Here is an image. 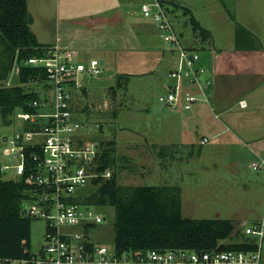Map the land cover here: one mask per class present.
Here are the masks:
<instances>
[{"label":"rangeland","instance_id":"374dc122","mask_svg":"<svg viewBox=\"0 0 264 264\" xmlns=\"http://www.w3.org/2000/svg\"><path fill=\"white\" fill-rule=\"evenodd\" d=\"M143 1L30 0L34 19L32 31H36L43 45L48 46L47 43H56L58 38L63 40L67 37L65 30L69 27L65 25L69 24L85 28L93 22L97 30L104 32L107 26L111 27L110 25L126 16L124 18L128 19L137 34L145 28L149 33L147 35L150 44L142 43L144 47L141 40L132 39L129 48L110 52L84 51L88 60L78 61L88 64L91 59L96 58L106 63L101 75H82L83 87L86 89L76 94L75 117L87 125L88 140L98 143L117 142L116 171L120 184L129 187L180 186L185 217L229 219L234 221L236 230H240L244 222L251 225L264 214V171L257 172L252 169L256 156H252L249 151L247 144L250 141L233 127L218 139H210L204 127H195L194 140L182 141L184 131L193 126L192 122L182 125L183 114L191 111L172 110L159 101V97L167 92L165 86L170 82L169 73L178 62V54L167 52L168 47L161 34L140 16ZM226 1L229 8L225 6L242 25L245 17H251L252 21L249 22H254L256 8L264 9V0ZM177 3L179 7H175L172 16L186 46L200 53L207 44L194 31L191 16L185 14L182 7L191 9L197 20L211 30L218 47L228 50L233 46L235 22L230 18L222 0H177ZM155 55L159 60L150 61L149 59H155ZM203 66L208 73L207 66ZM119 75H130L129 82L126 87L114 90ZM206 75L203 79L207 78ZM1 77L4 79L0 81V86H20L17 62L11 68L6 67ZM26 89L39 92L43 98L47 93L46 84L43 82L30 83ZM212 101L211 96V104ZM199 103L192 111L200 105L207 106ZM197 112L198 109L187 116H194ZM207 117H213L211 110ZM205 119L206 116L202 121L220 125L219 121ZM174 122L179 123V132L172 131ZM23 127L22 120L15 117L12 124L7 125L0 115L2 166L16 164V160L4 154V137H12L23 130ZM83 132L86 134V131ZM204 137L210 140L202 144ZM172 139L174 141L171 143L178 145L176 151L172 146H163ZM153 144H158L160 151L152 148ZM10 175L14 177L13 170H10ZM93 192V186L87 185L79 188L77 194L85 198ZM93 210L105 218L100 223V231L94 235L96 243L113 246L115 209L105 206ZM44 235L45 222L33 219V252H37L44 245ZM231 241L232 239H228L225 243ZM261 264H264V247Z\"/></svg>","mask_w":264,"mask_h":264},{"label":"built area","instance_id":"2783aa9c","mask_svg":"<svg viewBox=\"0 0 264 264\" xmlns=\"http://www.w3.org/2000/svg\"><path fill=\"white\" fill-rule=\"evenodd\" d=\"M173 2L144 0L140 14L156 25L168 50L178 54V62L169 73L167 92L159 101L172 110L192 111L199 102L211 105L214 80L203 79L207 69L201 64L200 53L186 46L178 33ZM78 60L75 52L56 46L25 62L45 70L47 93L33 103L39 107L37 113H15L14 118L24 124L23 130L4 137L3 145L4 154L16 164L3 165L2 171L10 174L13 170L14 178L24 184L22 214L45 222V243L24 258H0V264H261L264 214L251 225L242 224L240 239L229 238V243H241L245 250L148 249L120 254L115 245L96 243L94 235L105 218L77 192L97 177L110 178L112 171H97L102 147L88 140L87 125L75 117L74 100L84 89L82 75L99 76L104 64L96 58L88 64ZM19 69L18 65V73ZM240 105L246 107L247 103L241 101ZM207 142V138L202 140V144ZM251 167L264 171V155Z\"/></svg>","mask_w":264,"mask_h":264},{"label":"trees","instance_id":"16d2710c","mask_svg":"<svg viewBox=\"0 0 264 264\" xmlns=\"http://www.w3.org/2000/svg\"><path fill=\"white\" fill-rule=\"evenodd\" d=\"M174 7H179L173 2ZM236 23L237 48H253L259 43L255 35L237 22L236 16L225 6ZM191 16L196 33L207 40L210 32L196 20L191 9L182 7ZM34 19L28 0H0V59L3 71L15 62L20 66V86H0V115L7 125L17 111L37 113L33 105L41 101L40 93L28 91L30 83H45L47 75L42 67L25 62L42 56L51 47L41 44L32 31ZM130 75H119L114 87L122 89ZM84 87V91H85ZM117 113H115V116ZM102 152L98 172L112 171L110 178L97 177L91 183L94 192L85 203L95 207H113L116 213L114 245L118 253L148 249H190L197 251L245 250L239 243H221L231 237L241 238L234 221L229 219H191L182 214V188L177 185L129 187L119 183L117 174V142H101ZM0 164V258H24L32 253V220L22 214L25 186Z\"/></svg>","mask_w":264,"mask_h":264},{"label":"crops","instance_id":"0c3cea01","mask_svg":"<svg viewBox=\"0 0 264 264\" xmlns=\"http://www.w3.org/2000/svg\"><path fill=\"white\" fill-rule=\"evenodd\" d=\"M174 1L176 4H178L177 0ZM222 1L224 7L225 5L228 7V1ZM28 6L30 13L33 14L30 8V0H28ZM124 17L118 20L114 25H110L111 27L107 26L108 28L104 32L97 30L96 25L93 22H90L87 26H85V28L77 25L75 27L70 24L65 25L69 27L65 30L67 37L63 40L58 38L56 43L47 44L50 47L59 46L63 50L73 51L78 56L79 60H88V56L84 51H87V53H89L88 51L110 52L115 51L114 49L129 48L130 46L128 45H130L132 39L141 40V44H150V39L147 35L149 33L147 30L142 28L143 30L139 31L137 34L135 29L132 27V24L127 18ZM144 20L147 22V24L153 25L157 32H159L158 28L152 21L147 19ZM243 21L245 25H242L237 20L239 24L247 28L253 35H255L256 39L259 41L256 47L237 48L236 39H234L233 46H231L228 50H224L221 46L218 47L216 45V41L211 30L204 27L198 21L204 29L210 32V37L207 40H203L204 43L207 44V47L202 48L200 50V54L201 64L206 65L208 68L206 77L213 78L214 80V85L211 90L213 104L207 105L205 107L200 105L199 108L197 107L198 112L194 116L187 115L194 113V111L197 109L188 112L186 115L183 114L184 120L182 121V125L192 122L193 126L190 129H186L184 131L185 135L181 139L184 142L194 140L193 134L195 127L198 129L204 127L209 133L210 139L221 138L227 131L232 130L230 127H233L242 137L248 138L250 141L247 144L249 151L252 156H256L257 159L258 156L264 155L263 7L255 9L254 22H249L252 21L251 17H245ZM33 33L37 36L39 42L43 44V42L38 37V33L36 31H33ZM163 52L166 51L163 50ZM167 52L170 51L168 50ZM149 60L156 61L159 60V58L155 55L154 60ZM104 63L106 62L104 61ZM168 84H170V82H167L165 87H167ZM241 101H246L247 106L242 107L240 105ZM210 110L213 117H207V113ZM215 115H219V118H216ZM204 116H206V121H219L220 125L202 121ZM192 119H194V121H191ZM172 131H180L178 122H174L172 124ZM210 139L208 138V142ZM171 141L174 140H168V143L163 146H172L176 151L178 145L175 142L171 143ZM151 147L154 149L157 148L159 151L161 149L158 144H153ZM174 157L176 158V155ZM183 211L182 204V214Z\"/></svg>","mask_w":264,"mask_h":264},{"label":"flooded vegetation","instance_id":"af4514ba","mask_svg":"<svg viewBox=\"0 0 264 264\" xmlns=\"http://www.w3.org/2000/svg\"><path fill=\"white\" fill-rule=\"evenodd\" d=\"M1 68H2V63H1V59H0V72H1Z\"/></svg>","mask_w":264,"mask_h":264},{"label":"water","instance_id":"95a60500","mask_svg":"<svg viewBox=\"0 0 264 264\" xmlns=\"http://www.w3.org/2000/svg\"><path fill=\"white\" fill-rule=\"evenodd\" d=\"M102 64H104V61H102Z\"/></svg>","mask_w":264,"mask_h":264}]
</instances>
